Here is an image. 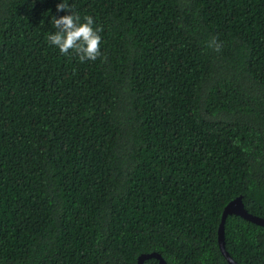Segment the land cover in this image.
<instances>
[{
  "label": "trees",
  "instance_id": "trees-1",
  "mask_svg": "<svg viewBox=\"0 0 264 264\" xmlns=\"http://www.w3.org/2000/svg\"><path fill=\"white\" fill-rule=\"evenodd\" d=\"M62 2L0 0V264H229L224 206L264 218V0H67L103 29L83 63ZM224 241L264 264V226Z\"/></svg>",
  "mask_w": 264,
  "mask_h": 264
},
{
  "label": "clouds",
  "instance_id": "clouds-1",
  "mask_svg": "<svg viewBox=\"0 0 264 264\" xmlns=\"http://www.w3.org/2000/svg\"><path fill=\"white\" fill-rule=\"evenodd\" d=\"M73 7L67 0L57 4V12L66 11L69 14L52 17L51 24L56 31L50 32L46 39L49 45L55 46L64 56L71 53L82 63L95 61L102 55V37L99 33L103 29L93 27L94 19L90 15H85L82 20L80 14L73 11ZM207 46L216 51L221 47L217 37H212Z\"/></svg>",
  "mask_w": 264,
  "mask_h": 264
},
{
  "label": "water",
  "instance_id": "water-1",
  "mask_svg": "<svg viewBox=\"0 0 264 264\" xmlns=\"http://www.w3.org/2000/svg\"><path fill=\"white\" fill-rule=\"evenodd\" d=\"M228 214H235V215L241 216L242 218H245L249 220L250 222H253L255 224L262 225V226H264V218L248 212L247 209L244 207L241 196L235 197L234 199L229 201L224 206L222 213H221V222L219 224L218 232H217L218 246L220 248L222 255L229 262V264H241L235 261L225 249L224 223H225V220ZM151 257L157 258L158 264H166V261L157 252L141 254L137 259V264H143L144 259L151 258Z\"/></svg>",
  "mask_w": 264,
  "mask_h": 264
}]
</instances>
